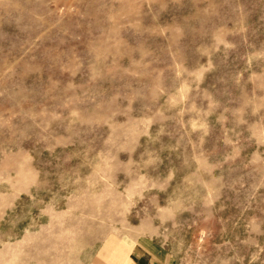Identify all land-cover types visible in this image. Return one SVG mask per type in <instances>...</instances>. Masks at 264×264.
Wrapping results in <instances>:
<instances>
[{"label": "rangeland", "instance_id": "1", "mask_svg": "<svg viewBox=\"0 0 264 264\" xmlns=\"http://www.w3.org/2000/svg\"><path fill=\"white\" fill-rule=\"evenodd\" d=\"M150 231L264 264V0H0V264Z\"/></svg>", "mask_w": 264, "mask_h": 264}, {"label": "crops", "instance_id": "2", "mask_svg": "<svg viewBox=\"0 0 264 264\" xmlns=\"http://www.w3.org/2000/svg\"><path fill=\"white\" fill-rule=\"evenodd\" d=\"M153 236L150 231L139 233L135 240L126 238L124 241L129 244V250L124 264H172L163 252V247L154 241Z\"/></svg>", "mask_w": 264, "mask_h": 264}]
</instances>
